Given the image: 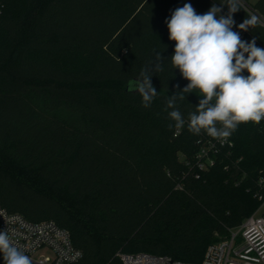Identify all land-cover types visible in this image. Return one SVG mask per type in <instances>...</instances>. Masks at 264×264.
Segmentation results:
<instances>
[{
	"label": "trees",
	"instance_id": "16d2710c",
	"mask_svg": "<svg viewBox=\"0 0 264 264\" xmlns=\"http://www.w3.org/2000/svg\"><path fill=\"white\" fill-rule=\"evenodd\" d=\"M220 2L0 0V206L66 229L82 253L73 264H122L117 252L199 264L262 204L264 119L239 124L199 170V148L217 140L188 131L202 97L177 100L182 129L166 111L188 81L171 65L165 21L186 3L226 16ZM252 15L258 23L240 31ZM233 19L243 41L264 48V0H241ZM65 56L84 67L64 68ZM144 71L157 92L147 108L129 90Z\"/></svg>",
	"mask_w": 264,
	"mask_h": 264
},
{
	"label": "clouds",
	"instance_id": "9594fccd",
	"mask_svg": "<svg viewBox=\"0 0 264 264\" xmlns=\"http://www.w3.org/2000/svg\"><path fill=\"white\" fill-rule=\"evenodd\" d=\"M228 14L219 15L221 7L214 3L207 12L197 14L190 3L175 9L167 19L169 40L175 42L171 65L179 70L188 84L169 96L166 111L179 130L185 118L176 107L189 93L202 97L195 110L188 113V131L194 135L205 132L223 142L241 123L259 124L264 119V48L253 39L243 41L233 31V14L241 9V0H226ZM219 17V18H217ZM258 23L255 15L238 25L247 31ZM157 61L164 58L157 53ZM154 70H162L159 63ZM246 71L247 75H243ZM142 79L129 82V90L142 96V106L150 107L157 95L151 83L152 74L144 71ZM173 127V125H169ZM0 254L3 264H32L29 256L16 246L9 230L0 231Z\"/></svg>",
	"mask_w": 264,
	"mask_h": 264
},
{
	"label": "built area",
	"instance_id": "2783aa9c",
	"mask_svg": "<svg viewBox=\"0 0 264 264\" xmlns=\"http://www.w3.org/2000/svg\"><path fill=\"white\" fill-rule=\"evenodd\" d=\"M230 137L223 142L209 140L203 144L196 155L197 168L211 167L214 164L211 154L217 152L218 146L231 147ZM257 183L260 191L256 196L264 203V179L260 178ZM7 229L13 243L34 264H73L82 257L81 251L73 246L69 232L55 222H32L0 206V231ZM116 256L122 264H195L144 252H117ZM199 264H264V215L253 214L238 227L229 229L224 239L207 246Z\"/></svg>",
	"mask_w": 264,
	"mask_h": 264
},
{
	"label": "rangeland",
	"instance_id": "374dc122",
	"mask_svg": "<svg viewBox=\"0 0 264 264\" xmlns=\"http://www.w3.org/2000/svg\"><path fill=\"white\" fill-rule=\"evenodd\" d=\"M60 62L68 70H81L84 67V62L76 56H65L61 58ZM253 214L264 215V203L257 207Z\"/></svg>",
	"mask_w": 264,
	"mask_h": 264
},
{
	"label": "crops",
	"instance_id": "0c3cea01",
	"mask_svg": "<svg viewBox=\"0 0 264 264\" xmlns=\"http://www.w3.org/2000/svg\"><path fill=\"white\" fill-rule=\"evenodd\" d=\"M252 2L255 1V0H251Z\"/></svg>",
	"mask_w": 264,
	"mask_h": 264
}]
</instances>
